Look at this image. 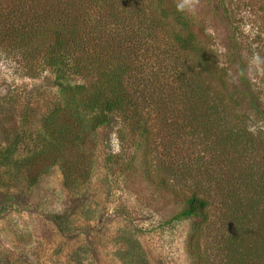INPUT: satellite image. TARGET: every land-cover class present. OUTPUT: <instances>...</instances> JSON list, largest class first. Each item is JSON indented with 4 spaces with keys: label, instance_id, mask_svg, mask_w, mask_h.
<instances>
[{
    "label": "trees",
    "instance_id": "obj_1",
    "mask_svg": "<svg viewBox=\"0 0 264 264\" xmlns=\"http://www.w3.org/2000/svg\"><path fill=\"white\" fill-rule=\"evenodd\" d=\"M214 1L227 18L224 1ZM178 5L0 0V56L19 75L51 70L60 91L21 164L34 184L58 162L69 185L90 170L92 133L118 117L120 151L129 135L141 148L145 177L183 203L182 218L196 217L188 246L199 264L203 230L216 224L221 264H264V132L237 109L245 99L259 112L261 101L235 38L228 74L203 28ZM22 136L0 150V165L11 162ZM169 178L188 191L171 189Z\"/></svg>",
    "mask_w": 264,
    "mask_h": 264
},
{
    "label": "rangeland",
    "instance_id": "obj_2",
    "mask_svg": "<svg viewBox=\"0 0 264 264\" xmlns=\"http://www.w3.org/2000/svg\"><path fill=\"white\" fill-rule=\"evenodd\" d=\"M223 1L227 18L214 10V0H198L184 14L203 28L208 47L228 74L234 69L235 38L261 101L259 112L245 99L237 109L249 115L251 129L264 132V0ZM59 97L51 70L19 75L0 56V150L18 134L24 139L11 162L0 165V264H199L188 246L196 217L182 218L183 203L145 177L141 148L129 135L126 151H120L118 117L92 133L88 174L65 185L56 162L34 184L27 182L21 160L32 147L30 135ZM168 181L171 189L188 191L172 178ZM53 215L60 216L58 223ZM218 225L203 230L202 264H221L224 254L213 240Z\"/></svg>",
    "mask_w": 264,
    "mask_h": 264
},
{
    "label": "clouds",
    "instance_id": "obj_3",
    "mask_svg": "<svg viewBox=\"0 0 264 264\" xmlns=\"http://www.w3.org/2000/svg\"><path fill=\"white\" fill-rule=\"evenodd\" d=\"M198 0H183L181 4L178 5L180 10H184L187 6L190 10H194Z\"/></svg>",
    "mask_w": 264,
    "mask_h": 264
}]
</instances>
